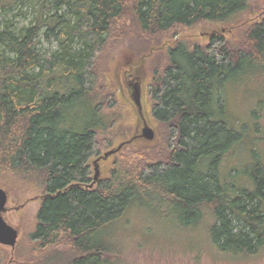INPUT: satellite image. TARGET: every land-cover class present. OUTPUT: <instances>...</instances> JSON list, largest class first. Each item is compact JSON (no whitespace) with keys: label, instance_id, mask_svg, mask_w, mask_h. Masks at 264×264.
<instances>
[{"label":"trees","instance_id":"obj_1","mask_svg":"<svg viewBox=\"0 0 264 264\" xmlns=\"http://www.w3.org/2000/svg\"><path fill=\"white\" fill-rule=\"evenodd\" d=\"M28 1L0 0V10ZM248 1L40 0L28 26L4 22L0 174L40 181L43 196L30 236L40 249L66 240L77 256L62 264H118V234L127 215L148 209L183 228L208 226L214 245L232 256L264 248L258 154L250 152L243 183L233 170L226 182L220 174L243 138L238 120L228 118L225 89L247 81L264 88V17L237 47L214 34L204 46L178 41L167 48L165 65L154 70L147 89L163 144L158 157H147L146 148L136 151L138 161L116 162L94 185L88 164L115 124L104 113L113 100L97 61L127 23L150 37L174 27L230 22ZM41 40L55 41L57 49L41 52ZM263 108L261 96L244 117L256 123Z\"/></svg>","mask_w":264,"mask_h":264},{"label":"rangeland","instance_id":"obj_2","mask_svg":"<svg viewBox=\"0 0 264 264\" xmlns=\"http://www.w3.org/2000/svg\"><path fill=\"white\" fill-rule=\"evenodd\" d=\"M38 2L40 0H29L27 4H16L8 11L0 10V29L6 20L12 21L18 27L28 26ZM263 17L264 0H249L246 9L230 22H206L191 27H174L150 37L141 34L135 25L128 22L123 29L124 34L115 37L116 40L113 39L105 47L97 61L100 79H103L107 93L113 100L112 106L104 109V113L108 120L114 118L115 124L105 135V144L98 146V155L88 163L93 185L106 179L116 162L123 159L138 161L136 151L146 148L147 157L153 152L158 157L163 152L158 125L151 116L147 89L154 70L165 65L168 47L178 41L191 47L204 46L214 34L223 36L229 44L237 47L244 40L246 30ZM40 42L41 52L50 53L57 49L55 41ZM131 69L140 80V110L144 122L154 132L151 141L137 137L142 127L141 121L134 105L126 101L129 99L128 89L132 90L127 87V83L134 84L126 77V71ZM235 88L236 90L230 86L225 89L224 103L228 118L238 120L237 129L243 130V138L242 143L235 146L224 159L220 174L221 180L226 182L228 178L224 177L233 170L235 180L241 184L245 180L243 177L250 171L252 151L258 154L264 173V108L256 123L248 119L249 117H244L246 110L251 112L255 109L257 100L264 96V88H260V83L248 81ZM121 144L124 145L119 151L102 158L104 153ZM95 169L98 176L93 181ZM0 188L7 193L8 198L3 219L18 233L13 248L0 244V264H62L72 256H77L66 240H58L40 249L30 239L37 224V210L43 196L39 180L30 183L12 174H0ZM126 221L124 229L118 234L119 242L123 245V255L120 256L118 264H264V248L248 256H232L218 250L206 225L183 228L173 217L150 209L143 210L141 214L132 211L127 215Z\"/></svg>","mask_w":264,"mask_h":264},{"label":"water","instance_id":"obj_3","mask_svg":"<svg viewBox=\"0 0 264 264\" xmlns=\"http://www.w3.org/2000/svg\"><path fill=\"white\" fill-rule=\"evenodd\" d=\"M134 88H135V95H136L135 103H138L139 102L138 99L140 98L139 87L135 84ZM141 135H142V138L147 140V141H151L154 138L153 130L150 127H148L147 125H145L142 128ZM128 143H130V142H128ZM123 145L124 144H121L116 149L110 150L109 152L104 153L102 158H106V157L110 156L111 154L116 153L117 151H119V149ZM97 176H98V172L95 169L93 181L97 180ZM7 199H8L7 193L3 189L0 188V244L7 246V247H10V248H13L15 243H16L18 233L12 226L8 225L4 221L3 216H2L3 213H5V211H6Z\"/></svg>","mask_w":264,"mask_h":264},{"label":"flooded vegetation","instance_id":"obj_4","mask_svg":"<svg viewBox=\"0 0 264 264\" xmlns=\"http://www.w3.org/2000/svg\"><path fill=\"white\" fill-rule=\"evenodd\" d=\"M127 73H128V76H126L128 79L127 80H132L133 82H134V84H131L130 82L129 83H127V87H130L132 90H130V89H128V95H129V99L127 100L126 99V101H127V103H130V105H134V107L136 108V111H137V114H138V116H139V120L141 121V125H142V127H141V130H140V132H138L139 133V135H137V137H142V135H141V131H142V128L146 125V122H144V118H143V116H142V113H141V105H140V102H141V97L138 99V103H135V97H136V95H135V88H134V85L136 84L138 87H139V96L141 95V93H140V91H141V88H140V80H139V77H138V75H136V74H134L133 73V70L131 69V70H128V71H126ZM126 78H124L123 79V81L125 82L126 80H125ZM126 86V85H125Z\"/></svg>","mask_w":264,"mask_h":264}]
</instances>
